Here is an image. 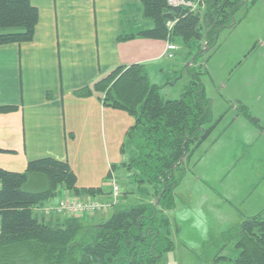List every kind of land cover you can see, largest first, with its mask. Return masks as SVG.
Wrapping results in <instances>:
<instances>
[{
	"label": "trees",
	"instance_id": "16d2710c",
	"mask_svg": "<svg viewBox=\"0 0 264 264\" xmlns=\"http://www.w3.org/2000/svg\"><path fill=\"white\" fill-rule=\"evenodd\" d=\"M141 1L145 16L154 22L141 36L189 46L188 60L194 59L188 84L179 98H165L163 86L150 81L145 65L134 64L116 67L95 88L106 104L134 115L130 135L136 151L128 166L140 182L153 186L154 200L118 206L99 223L80 216L46 219L33 208L56 198L60 190L94 197L102 189L77 188L70 164L53 158L30 161L24 172L0 168V264H160L164 254L175 249L168 213L176 207L187 159L211 132L204 124L211 119L212 100L201 80L199 57L204 46H216L219 31L233 26V14L245 0H205L198 13L172 7L167 0ZM38 19L31 0H0V46L32 41ZM168 21H175L171 30ZM32 173L44 174L48 189H24ZM221 240L234 243L239 254L232 260L222 250L209 264H264V211L244 217L210 242L217 246Z\"/></svg>",
	"mask_w": 264,
	"mask_h": 264
},
{
	"label": "crops",
	"instance_id": "0c3cea01",
	"mask_svg": "<svg viewBox=\"0 0 264 264\" xmlns=\"http://www.w3.org/2000/svg\"><path fill=\"white\" fill-rule=\"evenodd\" d=\"M31 3L39 11L34 39L0 46V149L3 150L0 168L24 172L33 160L65 161L77 176V188H101L102 192L94 197L107 199L111 192L110 176L115 175L121 181L134 172L128 162L124 164V158L117 153L113 158L111 152L136 120L128 111L106 104L95 84L118 66L144 64L147 73L163 72L165 67L163 75L168 78L188 74L193 62L189 64L184 59L173 65L163 64L169 59L165 55L166 40L140 35L141 31L154 27L153 20L144 14L141 0H31ZM128 35L134 38L121 39ZM206 50L204 46L201 52ZM192 172L186 163L177 188L176 207L168 213L172 236L181 231L180 224L174 223V214L185 217L187 212H194L195 217H201V211L192 209V192L187 190L195 185L199 188V177L192 174L184 183ZM135 175L138 176L137 172ZM182 184L184 189L179 190ZM48 185L44 174L32 173L24 189L40 192L48 189ZM148 188L146 202L154 200L153 186ZM63 197L92 196L60 190L56 199L34 207L33 213L43 215L46 205L57 204ZM123 198L125 195L120 204ZM59 216L54 214L46 219ZM80 217L88 223L107 219L100 212ZM226 230L207 234L203 243L219 239Z\"/></svg>",
	"mask_w": 264,
	"mask_h": 264
},
{
	"label": "rangeland",
	"instance_id": "374dc122",
	"mask_svg": "<svg viewBox=\"0 0 264 264\" xmlns=\"http://www.w3.org/2000/svg\"><path fill=\"white\" fill-rule=\"evenodd\" d=\"M245 1L233 14V26L223 29L216 46L199 57L203 65L201 80L212 100L211 119L204 124L211 132L187 159L193 172L184 183L192 174L199 177V190L196 185L191 186L193 190L191 187L187 190L192 192V209L201 211V217H195L194 212H187L185 217L173 215L181 231L174 232L175 249L165 253L160 264H209L222 250L234 260L239 254L234 243L221 240L216 246V241L206 239L203 243L204 238L264 210V0ZM188 47L182 43L175 58H166L163 64L189 59ZM163 68V72L149 70L150 81L163 86L161 92L165 98H179L189 82L188 74L184 73L179 80L173 75L166 78L163 73L167 70ZM131 128L111 152L113 158L115 153L124 158V164L136 151ZM120 170L117 174L121 177ZM133 170L127 178L118 179L123 192L116 207L146 202L149 184L139 182ZM122 195L125 198L120 204ZM112 212L103 213L104 218ZM183 241L190 246H185Z\"/></svg>",
	"mask_w": 264,
	"mask_h": 264
},
{
	"label": "built area",
	"instance_id": "2783aa9c",
	"mask_svg": "<svg viewBox=\"0 0 264 264\" xmlns=\"http://www.w3.org/2000/svg\"><path fill=\"white\" fill-rule=\"evenodd\" d=\"M167 3L172 7H182L189 12L198 13L205 8V0H167ZM175 21H168L167 27L169 30L174 26ZM180 49V45L170 39L166 40L165 55L172 59L176 52ZM111 192L107 199L101 200L95 197L87 199H79L76 197H63L53 208H43V214H55L65 216H84L93 215L95 213H107L114 210L119 203V197L122 193V187L118 178L111 175L109 178Z\"/></svg>",
	"mask_w": 264,
	"mask_h": 264
},
{
	"label": "water",
	"instance_id": "95a60500",
	"mask_svg": "<svg viewBox=\"0 0 264 264\" xmlns=\"http://www.w3.org/2000/svg\"><path fill=\"white\" fill-rule=\"evenodd\" d=\"M233 24H234V21L232 22L231 26H232ZM219 34H220V31H219L218 34H217V38H218ZM193 59H194V58H193ZM189 64H190V63H189ZM182 160H183V159H181V161L178 163V165L181 164ZM157 202H158V201H157Z\"/></svg>",
	"mask_w": 264,
	"mask_h": 264
}]
</instances>
